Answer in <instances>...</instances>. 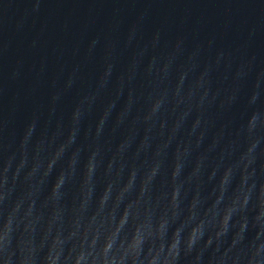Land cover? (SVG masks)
I'll return each mask as SVG.
<instances>
[{
	"label": "water",
	"instance_id": "95a60500",
	"mask_svg": "<svg viewBox=\"0 0 264 264\" xmlns=\"http://www.w3.org/2000/svg\"><path fill=\"white\" fill-rule=\"evenodd\" d=\"M0 264H264V0H0Z\"/></svg>",
	"mask_w": 264,
	"mask_h": 264
}]
</instances>
